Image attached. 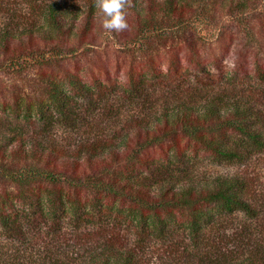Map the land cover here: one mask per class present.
I'll return each mask as SVG.
<instances>
[{"label": "trees", "instance_id": "1", "mask_svg": "<svg viewBox=\"0 0 264 264\" xmlns=\"http://www.w3.org/2000/svg\"><path fill=\"white\" fill-rule=\"evenodd\" d=\"M86 2L47 1L40 22L0 30V57L58 68L41 73L43 131L29 134L0 118V228L67 217L78 224L123 209L158 236L184 225L186 236L164 245L174 259L168 264H264L259 232L226 217L240 213L264 226V195L244 173L193 169L199 155L242 163L264 154V0H128L129 29L120 32L103 29L97 0ZM225 17L239 27L222 36L233 58L224 75L219 57L203 56L197 28ZM108 35L125 44L128 60L95 70L68 66L67 56ZM184 72L190 78L182 83ZM144 99L152 102L147 110ZM124 105L133 110L123 114ZM24 109L30 114L33 106ZM54 124L79 129L78 137L53 139ZM17 202L30 210L25 218ZM114 230L91 241L85 255L56 251L43 255L45 264H144L141 247L121 243Z\"/></svg>", "mask_w": 264, "mask_h": 264}, {"label": "rangeland", "instance_id": "2", "mask_svg": "<svg viewBox=\"0 0 264 264\" xmlns=\"http://www.w3.org/2000/svg\"><path fill=\"white\" fill-rule=\"evenodd\" d=\"M47 1H56L68 8L82 7L87 3V0H0V30L4 28L22 29L31 25V23L40 22V12L43 3ZM261 8H264V3L261 4ZM199 25L201 24H198L197 29L200 36H202L201 41H204L202 42L203 56L208 59L219 57L221 60L219 63L220 69L224 75L227 74L232 68L233 58L224 52L222 36L232 31L236 32V28L239 27L237 21L225 17L218 21L213 20L209 25L201 26L202 28ZM221 25L226 26L221 29ZM221 31L223 34H221ZM125 49L126 46L122 41L108 35L101 44L91 48L88 47L74 56H67L69 58L68 66L71 65L72 69L81 68L82 71L90 68L95 70L98 65L105 63L108 66L115 67V61L128 60ZM54 69L55 71L58 70L56 64L43 65V62L37 59L13 61L7 59V57H0V118L13 125L22 126L23 130L29 134L37 129L43 131V118L41 119L39 116L37 108V103L43 100V88H45L41 73L43 70ZM212 70L211 68L210 72ZM179 75L183 76L179 79L182 83L190 78L185 72ZM226 80L227 77L220 83H224ZM189 81L191 82V80ZM192 87L194 86L192 85ZM204 91L208 92L211 89L205 87ZM205 92H201L197 96H203ZM114 101V98L108 101V107L114 105ZM2 103L4 104L2 105ZM153 103H156V101ZM151 104L152 102L149 100L146 101L141 110H147V107ZM27 105L33 106L30 114L24 109ZM120 107H122L123 114H126L128 108L133 110L131 106L124 105ZM104 114H107L106 109H104ZM121 117L124 118L123 115ZM118 122H120V119ZM82 129L87 130L88 126ZM78 130H71L65 125L54 124L50 136L59 142H67L78 137ZM193 163L195 166L193 169L198 172L209 174L244 173L251 179L252 191L264 195V154H255L242 163L217 160L207 155H199ZM1 182L0 180V187H2ZM16 206L19 209V214H21L20 219L29 214L30 210L26 209V206L20 207L18 202ZM108 215V213H103L101 218L81 221L78 224L67 217V220L60 223L51 220L46 223L43 219H35L30 225L27 223L19 224L22 227L18 230L9 231L0 228V264H45L43 255H51L52 253L55 255L56 251L58 255L68 254L75 259L86 254L84 249L91 246V241H94L93 243L104 241L102 237L108 235V229L112 231L115 229L114 231L120 237L121 243L127 242L129 245L130 243H134L136 246L139 245L142 250L141 253L145 252L143 254L146 260L144 264H168L174 259L171 257L172 255L165 251V243H169V241L179 242L187 233L184 225L177 222L171 224L168 228L170 232L167 233V236H158L145 228L141 221L133 220L130 213L123 209L115 210L110 214V217ZM226 217L229 219L233 217L234 219L231 218V220L236 223V226L238 225L237 222H248L251 224L252 229L259 232L254 234V236L256 235L254 238L257 239L258 235V240L262 238V242H264V226L261 225L260 220L250 219L240 213L226 215ZM190 264L199 263L198 260H194Z\"/></svg>", "mask_w": 264, "mask_h": 264}, {"label": "clouds", "instance_id": "3", "mask_svg": "<svg viewBox=\"0 0 264 264\" xmlns=\"http://www.w3.org/2000/svg\"><path fill=\"white\" fill-rule=\"evenodd\" d=\"M128 0H97V8L102 13L101 24L108 32L129 29L125 11Z\"/></svg>", "mask_w": 264, "mask_h": 264}]
</instances>
